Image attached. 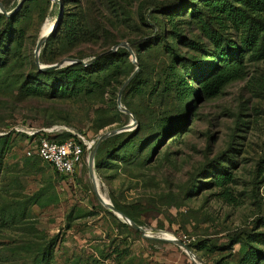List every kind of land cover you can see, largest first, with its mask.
I'll use <instances>...</instances> for the list:
<instances>
[{
    "label": "rangeland",
    "instance_id": "obj_1",
    "mask_svg": "<svg viewBox=\"0 0 264 264\" xmlns=\"http://www.w3.org/2000/svg\"><path fill=\"white\" fill-rule=\"evenodd\" d=\"M62 1L55 32L61 38L42 65L88 60L151 35L131 48L135 60L118 47L94 93L50 99L26 89H46L52 79L34 73V48L43 25L56 21L58 4L0 0L12 12L0 17V50L9 46L0 54V264H198L173 242L143 237L95 197L89 153L100 134L123 126L94 154V182L111 202L143 228L172 233L204 264H263L264 54L244 46V30L231 20L203 24L197 0ZM10 16L12 32L4 26ZM80 19L84 35L67 39L66 24L81 29ZM155 25L163 36H155ZM202 25L236 43L226 52L237 71L209 92L203 82L222 65ZM136 69L138 79L123 87ZM181 77L189 88L179 85ZM121 89V106L131 115L118 108ZM40 135L84 144L74 175L60 177L25 154ZM224 173L229 180L218 185Z\"/></svg>",
    "mask_w": 264,
    "mask_h": 264
},
{
    "label": "trees",
    "instance_id": "obj_2",
    "mask_svg": "<svg viewBox=\"0 0 264 264\" xmlns=\"http://www.w3.org/2000/svg\"><path fill=\"white\" fill-rule=\"evenodd\" d=\"M62 1V0H61ZM180 2H183L185 0H178ZM197 13L200 15V19L203 20V24H205V21H208L210 23H214L219 25L220 27L224 26V22L226 20H231L234 24L237 26L243 28V35H242V43L247 48H254V52L257 54H264V0H197ZM63 2V1H62ZM64 8V3H63ZM195 11V9H192ZM1 17V15H0ZM63 17H64V9H63ZM63 17L61 20L60 25L63 22ZM16 17L10 16L5 17L4 20V26L9 27L10 31H13V24L15 22ZM141 22L147 23L145 17H140ZM83 19H80L81 23V29H77L73 22H70L66 24L64 36L67 39L76 38L77 36L81 37V35H84V23L82 24ZM59 25V26H60ZM84 25V26H83ZM58 26V28H59ZM157 31L155 33L156 37H161L164 35V31L160 30L157 25ZM57 28V29H58ZM202 28L206 35L212 39V43L215 47L214 56L215 59L219 60L221 62V72L217 74L213 79H207L203 82V90L205 92L212 91L214 88L218 87L221 82H224V80H227L234 76L235 72L237 71V67L233 60L228 59V55H231L230 53H227V49H229V52L231 49H233L236 46V43L234 41H230V39H222L219 35L213 34L212 32H215L213 30L209 31V29L205 28L204 25H202ZM3 30L0 28V33ZM150 33L145 34L144 37L134 41L131 44V48L134 51L133 45L142 44L147 42V40L150 38ZM57 35L55 36V33L51 35L47 41L44 44V48L40 54V61H50L51 59L47 58V49H51L52 45L57 41L60 40L57 39ZM12 42V39L10 40V43ZM6 46L4 47V50H0V54L2 52H6L7 50ZM123 49L118 48L115 52L111 50L102 51L101 53H97L94 55L96 58L95 62H93L90 66L83 67L81 64H72L69 66H66L61 69H47L43 71H39L37 66L34 63V73L38 77H46L51 76L52 79L50 83H48V87L46 89H39L38 86H28L27 91L29 94H35L38 93L39 95L46 96L47 98L52 99H65V98H73L76 96H84L85 94L94 93L96 90H98V77L100 73L105 72V69L107 68V63H109V60L122 52ZM170 51H173L172 48H170ZM78 59H83L82 55L74 56ZM0 59H2L0 57ZM182 61V59H180ZM39 61V62H40ZM198 66V65H197ZM215 67V66H214ZM57 77H56V76ZM139 77V74L136 73L133 77V81L135 82ZM132 81V82H133ZM179 85H182L183 89L189 88L187 86V81L181 77L179 78ZM22 88L25 90V86L23 85ZM191 89H188V93H191ZM194 91V90H193ZM186 94V93H185ZM116 136V135H115ZM4 138V136H0V142ZM48 138V137H47ZM67 140V139H65ZM65 140L57 141V142H63ZM264 144V141H263ZM30 158H39L37 156H30ZM40 159V158H39ZM49 164V163H48ZM50 165V164H49ZM57 174V173H56ZM58 175V174H57ZM60 176V175H59ZM63 178H66L65 176H60ZM229 180L228 176H226V173L221 174V176L217 177V184L223 185L225 182ZM264 181V175L261 178V182ZM112 203L116 209L124 213L127 217L132 219L134 222H139L136 220L135 216L130 214L127 209L123 206L117 203L112 199ZM125 225V224H123ZM264 264V261H263Z\"/></svg>",
    "mask_w": 264,
    "mask_h": 264
},
{
    "label": "water",
    "instance_id": "obj_3",
    "mask_svg": "<svg viewBox=\"0 0 264 264\" xmlns=\"http://www.w3.org/2000/svg\"><path fill=\"white\" fill-rule=\"evenodd\" d=\"M23 0H20V2L18 3L17 7L20 6L21 2ZM54 2H56L59 6V11H58V15H57V18H56V21L54 22V25L52 27V29L49 31V33L45 36V37H39L37 42H36V45H35V48H34V63L35 65L37 66L38 70L39 71H43V70H47V69H50V68H53V67H58V66H64V65H72V64H82L84 66H87V65H90L92 64L93 62H95L96 58L97 57H91L90 59L88 60H82V59H71V58H64L62 59L61 61H59L58 63L56 64H53V65H42L40 64L39 62V53H40V49L41 47L43 46L44 42H45V39L50 35V34H53L56 32L58 26L60 25L61 23V20H62V17H63V2L61 0H52ZM16 7V9H17ZM15 9V10H16ZM14 10V11H15ZM12 13V12H10ZM9 13V14H10ZM8 15V14H7ZM118 47H124L133 57H134V53L129 45V43L127 42H121V43H118L116 45H114L110 50L111 51H115ZM134 60H135V57H134ZM137 72V69L135 71H133L130 75V77L125 81L124 86H126V84L134 77V75L136 74ZM122 87V88H123ZM122 92V89L119 91V94H118V97H117V105H118V108L120 111L126 113V114H130V112L123 108L121 106V103H120V94ZM128 128V126H123L119 129H112V130H109V131H105L104 133L100 134L96 141H95V144H94V147L93 149L91 150V152L89 153V158L87 160V164H88V172H89V177H93L94 175V172H93V161H94V154H95V151L98 147V145L104 141L106 138L112 136V135H115V134H118V133H121L123 132L124 130H126ZM92 184V183H91ZM92 190H93V193L95 195V197L97 198V200L106 208L108 209L109 211H111L115 216H117L118 218H120L125 224L129 225L130 227H132L133 229L135 230H138L140 231L141 235L145 238H150V239H157V240H164V241H168V242H173L174 244H176L178 247H180L186 254L187 256L190 255H195L191 249L182 241H180L178 238L176 237H173V238H162V237H158V236H154L152 233L154 231H150V230H147L145 228H143L142 226L136 224L135 222H133L129 217H127L124 213H122L121 211H119L118 209H116L114 207V205L112 204L111 200L109 199V202H106L104 201V199L98 194L97 192V188H96V185H93L92 184ZM196 256V255H195ZM197 257V256H196ZM199 258V257H197ZM200 259V258H199ZM201 260V259H200ZM202 261V260H201ZM204 264V263H203Z\"/></svg>",
    "mask_w": 264,
    "mask_h": 264
},
{
    "label": "built area",
    "instance_id": "obj_4",
    "mask_svg": "<svg viewBox=\"0 0 264 264\" xmlns=\"http://www.w3.org/2000/svg\"><path fill=\"white\" fill-rule=\"evenodd\" d=\"M31 146L25 149V154L37 156L51 165L60 176L69 177L75 174L82 164L84 157V144L74 138L63 142H56L40 135L37 141H30Z\"/></svg>",
    "mask_w": 264,
    "mask_h": 264
},
{
    "label": "bare ground",
    "instance_id": "obj_5",
    "mask_svg": "<svg viewBox=\"0 0 264 264\" xmlns=\"http://www.w3.org/2000/svg\"><path fill=\"white\" fill-rule=\"evenodd\" d=\"M0 11L3 12V14H5V16L7 15V12H5L6 10L4 9L2 3L0 2ZM9 14V13H8ZM54 22H46L41 31H40V37H45L49 31L52 29V26H53ZM90 155V154H89ZM94 177H96V175L94 174L93 175ZM94 177H90V181L93 185H96V188L99 190V193L100 196L104 199V201L106 202H109V198L108 196L106 195V193L102 192L101 190V185L100 183L98 182H94ZM97 178V177H96ZM98 179V178H97ZM98 192V191H97ZM162 233V234H160ZM154 236H158V237H162V238H173V234L168 232V231H164V230H157L155 232L152 233ZM188 257L195 263V261L198 263V264H203V262L197 258L195 255H188Z\"/></svg>",
    "mask_w": 264,
    "mask_h": 264
}]
</instances>
